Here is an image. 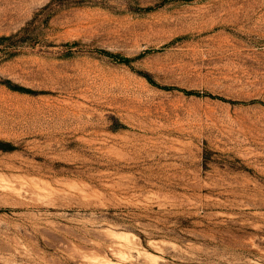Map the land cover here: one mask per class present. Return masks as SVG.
I'll list each match as a JSON object with an SVG mask.
<instances>
[{"label":"rangeland","instance_id":"374dc122","mask_svg":"<svg viewBox=\"0 0 264 264\" xmlns=\"http://www.w3.org/2000/svg\"><path fill=\"white\" fill-rule=\"evenodd\" d=\"M24 27L0 264H264V0H0Z\"/></svg>","mask_w":264,"mask_h":264},{"label":"trees","instance_id":"16d2710c","mask_svg":"<svg viewBox=\"0 0 264 264\" xmlns=\"http://www.w3.org/2000/svg\"><path fill=\"white\" fill-rule=\"evenodd\" d=\"M26 30V28L24 27V28H22L18 33H16V34H13V35H9V36H2V37H0V39L1 40H10V39H12L13 37H15V36H17V35H19V34H21L22 32H24ZM8 46V45H7ZM8 48H6V50H7ZM4 53H7V54H12L10 51H4Z\"/></svg>","mask_w":264,"mask_h":264}]
</instances>
